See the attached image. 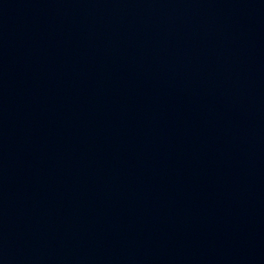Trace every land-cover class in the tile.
<instances>
[{"label": "water", "instance_id": "1", "mask_svg": "<svg viewBox=\"0 0 264 264\" xmlns=\"http://www.w3.org/2000/svg\"><path fill=\"white\" fill-rule=\"evenodd\" d=\"M0 264H264V0H0Z\"/></svg>", "mask_w": 264, "mask_h": 264}]
</instances>
